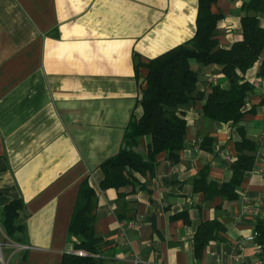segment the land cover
Segmentation results:
<instances>
[{
	"label": "crops",
	"instance_id": "obj_1",
	"mask_svg": "<svg viewBox=\"0 0 264 264\" xmlns=\"http://www.w3.org/2000/svg\"><path fill=\"white\" fill-rule=\"evenodd\" d=\"M244 1H214L218 47L243 38ZM198 7L199 0H0V264H61L83 250L70 223L85 179L96 191L95 230L107 241L89 252L97 264H133L135 254L150 264L264 260L249 239L264 221V49L245 73L253 89L242 124L258 149L237 198L215 188L232 178L241 135L205 116L201 99L180 109L188 127L178 162L160 153L155 173L136 174L122 195L101 188V163L122 147L132 116L143 114L135 54L147 61L193 38ZM258 16L264 27V11ZM192 66L197 90L229 87L221 65ZM207 137L210 149L202 146ZM149 142L141 137L135 150L146 154ZM205 169L214 185L206 191L198 188ZM14 199L24 203L23 229L11 236L1 212ZM247 203L259 212L244 211ZM129 221L135 226L123 231ZM205 221L218 222L216 238L199 256L195 236Z\"/></svg>",
	"mask_w": 264,
	"mask_h": 264
},
{
	"label": "trees",
	"instance_id": "obj_2",
	"mask_svg": "<svg viewBox=\"0 0 264 264\" xmlns=\"http://www.w3.org/2000/svg\"><path fill=\"white\" fill-rule=\"evenodd\" d=\"M215 0H199L197 15V31L193 38L179 44L163 54L143 61L135 54V71L141 84L142 97L140 104L143 114L140 118L132 116L124 135L123 145L114 156L101 163L104 178L101 188H116L122 195V189L138 181L136 174H154L158 155L165 152L171 162L180 160L181 151L185 147L187 119L182 110L185 105L195 100H204V114L218 122H231L236 126L241 138L235 142L236 159L233 161L232 178L215 192L228 199L238 197L237 189L245 174L253 169L257 142L249 137L242 124L246 111L243 110L246 98L253 85L245 78V73L260 58L264 49V27L258 13L264 11V0H245L242 5L243 38L229 48L218 47L216 28L221 14L212 10ZM204 65L218 64L230 81L229 87L213 84L209 91L197 90L199 73L193 68V62ZM264 74V63L261 68ZM149 136L148 151L142 154L135 150L139 140ZM204 139L202 146L211 148ZM206 169L201 174L203 181H198V188L214 189L211 183L206 184ZM143 185H141L142 187ZM95 188L85 179L81 185L76 207L70 223V232L81 235L84 240L76 243L91 253H98L106 244L94 227ZM24 203L20 199L9 202L1 212L2 223L9 235L23 229L17 224L20 210ZM218 222L201 223L195 236L197 255H201L204 247L214 238ZM257 242L263 245L264 254V221H259ZM98 259L90 255L65 254L61 264H97Z\"/></svg>",
	"mask_w": 264,
	"mask_h": 264
},
{
	"label": "built area",
	"instance_id": "obj_3",
	"mask_svg": "<svg viewBox=\"0 0 264 264\" xmlns=\"http://www.w3.org/2000/svg\"><path fill=\"white\" fill-rule=\"evenodd\" d=\"M244 201L248 202L247 197H244ZM244 211L248 212V213H254L257 214L259 212V206H255V205H251L250 203H247L244 206ZM135 222L134 221H129L128 223L123 222L122 225V230L124 231L127 227H134L135 226ZM258 231L257 229L254 231V233L249 237V239L251 240H256V244H255V251H256V255H262L263 254V245L259 242H257V238H258ZM76 254L78 255H90L91 253H89L86 250H77L75 251ZM236 260H240V257L235 256ZM133 264H150L148 261L144 260L143 258H141L138 254H135V257L133 259ZM251 264H264V260L261 257H258L256 260L252 261Z\"/></svg>",
	"mask_w": 264,
	"mask_h": 264
},
{
	"label": "rangeland",
	"instance_id": "obj_4",
	"mask_svg": "<svg viewBox=\"0 0 264 264\" xmlns=\"http://www.w3.org/2000/svg\"><path fill=\"white\" fill-rule=\"evenodd\" d=\"M84 250V249H83ZM78 255V254H77ZM82 256H85V255H82Z\"/></svg>",
	"mask_w": 264,
	"mask_h": 264
}]
</instances>
